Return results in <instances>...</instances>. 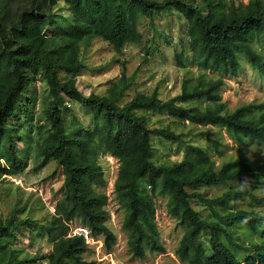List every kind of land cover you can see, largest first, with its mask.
Wrapping results in <instances>:
<instances>
[{"label": "trees", "instance_id": "trees-1", "mask_svg": "<svg viewBox=\"0 0 264 264\" xmlns=\"http://www.w3.org/2000/svg\"><path fill=\"white\" fill-rule=\"evenodd\" d=\"M59 2L67 16L52 13ZM165 12L184 20L188 56L176 53V65L196 70L187 73L177 96L162 101L156 92L137 94L117 106L116 100L85 96L74 84L59 82L58 71L77 64L81 42L97 38L121 55L127 45L140 43L141 19ZM47 32L53 35L49 40ZM260 40L264 45L260 0L246 5L241 0H0V183L23 172L16 151L19 138L14 137L10 120L30 74L39 71L44 72L49 90L43 119L50 132L38 144L37 156L41 166L54 160L64 178L54 214L45 224L28 218L17 221L14 215L0 220V264H23L13 259L11 247L22 228L39 232L50 243L43 264H96L85 260L89 246L83 235L71 234L73 222L91 238H100L107 253L112 250L117 238L106 224L108 197L95 190L105 185L100 156L119 164L114 196L123 212L121 228L128 235L133 260L165 253L155 224V200L161 197L166 199L167 216L182 232L174 250L181 264H264V196L257 186L264 179V163L235 159L217 168L210 149L185 141L179 162L154 166L151 137L181 143L183 135L169 128L151 129L148 118L137 115L156 113L173 122L218 127L234 143L264 148V105L251 103L229 112L220 93L224 78L235 77L243 61L264 76V57L254 47ZM66 99L89 110L91 128L67 126L65 115L72 111ZM212 144L218 151L217 143ZM236 182L240 186L234 189ZM216 185L229 188L212 199L197 191ZM192 200L205 205L213 219L201 218L192 209ZM237 202H245L247 209L238 208Z\"/></svg>", "mask_w": 264, "mask_h": 264}, {"label": "rangeland", "instance_id": "rangeland-1", "mask_svg": "<svg viewBox=\"0 0 264 264\" xmlns=\"http://www.w3.org/2000/svg\"><path fill=\"white\" fill-rule=\"evenodd\" d=\"M163 1V0H151ZM250 0H241L246 5ZM264 3V0H260ZM64 5L59 2L53 9L55 15L67 16ZM141 41L136 45H127L121 55H116L106 42L91 38L81 42L74 67L58 71L59 82H70L85 96L96 95L116 100L117 106H123L137 94L149 96L156 92L162 101L171 99L181 92L182 81L187 73H196L193 66L181 68L176 65L175 54L183 52L187 57V39L184 20L175 12H165L153 19H141L138 24ZM48 40L52 33H44ZM264 57L262 40L254 44ZM51 43L47 50H51ZM216 79L217 74H208ZM221 100L227 111L251 103L264 105V76L242 62L241 68L232 78H224V86L220 91ZM49 100V90L44 72H32L29 84L22 92L18 109L11 118L16 141V151L23 162V172L17 176L5 177L0 183V220L5 221L14 215L17 221L28 218L45 224L54 214L57 200L61 196L63 174L54 160L41 166V158L37 156L38 144L50 130L43 119L45 103ZM66 106L72 115H65V123L69 127L82 126L91 128L93 116L89 110L69 99ZM22 107V110L20 108ZM138 116L148 118L151 129L169 128L176 134L183 135L184 142H169L151 137V162L154 166H170L179 162L185 153V141L203 149H210V157L218 168L222 163L231 160H242L251 165L264 163V148L256 144L234 143L225 131L214 126H193L183 122H173L165 115L138 112ZM203 133V134H202ZM210 134L208 139L206 134ZM202 134V136L200 135ZM196 135V136H195ZM196 137V138H195ZM217 143L218 151L212 149V141ZM98 163L102 169L105 185L95 190L104 192L108 197L106 210L109 219L108 228L115 234L117 241L107 253L100 238H91L89 232L78 222L71 224V234L83 235L89 246L84 256L86 261L96 264H181L174 256L182 232L176 222L169 218L165 211V198H157L155 224L159 232L160 243L165 248L162 255H147L142 261L133 260L127 250L128 235L122 230L123 212L117 205L114 196V182L119 164L109 156H100ZM240 186L236 182L234 189ZM260 195L264 196V179L257 182ZM228 185H216L199 188L198 193L207 199L223 194ZM235 205L247 209L245 202ZM192 209L209 221L212 216L202 203L192 200ZM17 242L12 244L13 259L23 264H43L44 258L50 253L51 245L39 232L22 228L17 231Z\"/></svg>", "mask_w": 264, "mask_h": 264}]
</instances>
